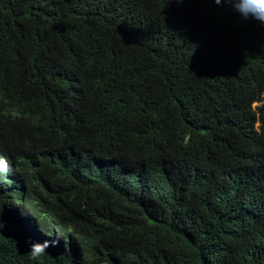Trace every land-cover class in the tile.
Masks as SVG:
<instances>
[{
    "label": "trees",
    "instance_id": "obj_1",
    "mask_svg": "<svg viewBox=\"0 0 264 264\" xmlns=\"http://www.w3.org/2000/svg\"><path fill=\"white\" fill-rule=\"evenodd\" d=\"M0 158V264H264V23L0 0Z\"/></svg>",
    "mask_w": 264,
    "mask_h": 264
},
{
    "label": "clouds",
    "instance_id": "obj_2",
    "mask_svg": "<svg viewBox=\"0 0 264 264\" xmlns=\"http://www.w3.org/2000/svg\"><path fill=\"white\" fill-rule=\"evenodd\" d=\"M217 4L221 0H215ZM233 4L234 9L241 14L244 19L249 17L264 23V0H228ZM10 166L6 159L0 158V173H7ZM0 223H2V214H0ZM60 244L59 239L43 240V241H28V255L32 261H38L47 249L56 248Z\"/></svg>",
    "mask_w": 264,
    "mask_h": 264
},
{
    "label": "rangeland",
    "instance_id": "obj_3",
    "mask_svg": "<svg viewBox=\"0 0 264 264\" xmlns=\"http://www.w3.org/2000/svg\"><path fill=\"white\" fill-rule=\"evenodd\" d=\"M259 105H260V104L257 103L255 106L258 107Z\"/></svg>",
    "mask_w": 264,
    "mask_h": 264
}]
</instances>
